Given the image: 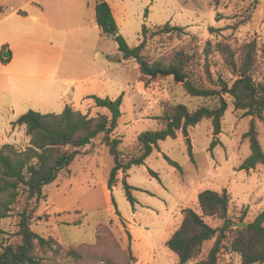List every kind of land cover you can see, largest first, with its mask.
<instances>
[{
	"label": "rangeland",
	"instance_id": "374dc122",
	"mask_svg": "<svg viewBox=\"0 0 264 264\" xmlns=\"http://www.w3.org/2000/svg\"><path fill=\"white\" fill-rule=\"evenodd\" d=\"M46 1L37 0L40 6H44ZM90 1L89 9L84 7L83 11L76 1L65 3L67 7L64 6V11L69 12L61 17L66 24L59 37L62 35L66 39V45L60 76L68 77L72 81V88L76 86L75 81L87 80L84 87L93 85L100 93L106 90L108 95L105 98L110 99L114 96L119 98L121 93L116 95L119 82L124 85L128 95L123 100L122 117L115 134L123 139L124 145H132L144 132L160 128L158 118L164 102L172 106L184 105L190 111L201 107H218L217 99L190 97L183 84L172 75L141 81L138 64L131 60L127 64L119 62L113 38L105 37L101 32L99 34L93 12L94 0ZM25 3L28 1L0 0V6L5 10L2 17L14 8L27 14L37 8ZM109 4L120 34L130 47L144 41L141 33L143 26H147L145 55L151 60L168 58L184 47L202 53L208 41L237 47L255 41L260 49L255 79L264 80V0H109ZM167 23L184 28L185 34L155 36L158 27ZM36 25L24 17L2 20L0 36L9 33L7 48L11 54L20 57L26 50L30 57L47 62L58 54L53 39L55 32L42 27L39 35L27 41L24 40L25 36L20 39L21 36L16 33L20 28L24 35L29 36L38 29ZM0 52L3 58L5 51L1 47ZM214 59L218 70L228 77L220 57L215 55ZM3 67L6 66H2L0 72L11 73ZM44 74L47 76L48 73ZM40 91L44 95H38ZM132 91L137 96L134 112L128 98ZM48 95L47 90L38 85L26 91L20 100L14 98L10 101L7 87L0 85V146L5 142L16 116L30 110L40 114L60 112V109L52 111L58 94ZM225 99L228 109L222 121V133L217 136L219 144L213 151L210 150L214 140L212 124L205 120L189 129V138L179 133L176 139L160 142L159 149L147 159L145 166L134 167L127 174L120 172L119 183L112 192L107 187V178L114 162L104 145L103 136L80 149V156L69 169L61 172L56 182L43 189L44 198L36 206L31 229L44 237L51 234L60 247L57 253L47 249L39 250L38 255L47 264H101L105 261L126 264L130 234L136 264H178L177 256L167 248L166 242L181 225L184 209L192 208L200 213L198 196L207 190L219 193L227 190L231 199L230 215L240 217L246 214L244 223H252L264 212V166L249 172L239 171L240 165L251 154L249 141L244 135L250 129L252 117L247 116L245 111H236L231 97L225 96ZM71 107L89 117L107 114L105 109L95 107L94 101L84 100ZM255 126L264 151V123L255 119ZM187 139L192 146L194 161L188 152ZM165 157L179 164L183 173L171 167ZM148 169L158 173L161 182L149 176ZM122 180L139 189L133 192V196L140 204L159 207L157 217L149 215V211L140 209L138 205L136 207L141 217H134ZM23 199L14 207L11 216L2 220L0 244L20 242L17 233ZM205 221L213 228L223 225L219 220L207 218ZM97 231L100 232L99 239L95 241ZM213 244L214 240L205 243L202 255L189 264L205 260ZM72 248L83 255L79 262L65 256L66 250ZM219 264H241V258L223 252Z\"/></svg>",
	"mask_w": 264,
	"mask_h": 264
},
{
	"label": "trees",
	"instance_id": "16d2710c",
	"mask_svg": "<svg viewBox=\"0 0 264 264\" xmlns=\"http://www.w3.org/2000/svg\"><path fill=\"white\" fill-rule=\"evenodd\" d=\"M96 23L102 35L113 38L120 57L124 61H134L139 66L140 80L168 76L176 72L185 79L183 89L192 98H212L218 100V107H201L190 111L184 105L172 106L162 103L161 115L158 118L160 128L141 134L132 145H124L123 139L115 136L122 117L121 106L124 100L122 94L116 100L91 97L98 108H103L107 114L89 117L71 106H66L61 114H40L29 111L22 115L14 126H26L30 137L29 147L19 151L12 145L0 148V225L2 220L11 216L14 207L23 199L19 212L20 238L18 244H0V264H47L38 255L39 250L47 249L59 252L56 239L48 234L44 237L31 229L35 218L36 206L44 198L43 189L57 181L61 172L69 169L70 165L80 155L79 150L91 145L97 138L103 136L104 145L113 158V168L107 178V187L113 191L119 183V173L127 174L132 168L145 166L147 159L160 142L176 139L181 133L189 138V129L194 128L205 120L211 121L214 140L210 150L219 144L217 136L222 133V121L228 109L225 96L233 99L236 111H245L252 117L249 131L244 138L249 141L251 154L239 167V171L249 172L258 166H264V151L259 141L255 119L264 123V80L255 79L259 68L260 49L255 41L241 46H232L219 42L208 41L202 53L191 51L186 47L174 52L168 58L151 60L145 55V43L148 28L143 26L144 41L136 47H130L126 39L119 33L111 6L106 0H96ZM4 8L0 6V13ZM21 15L25 13L20 12ZM148 14V10L146 11ZM184 28L167 23L158 27L154 33L160 35H183ZM6 46L2 51L6 50ZM218 55L228 71L225 77L218 70L214 57ZM264 55V53H263ZM261 58V57H260ZM9 60L2 59L3 63ZM212 69H216L213 72ZM188 140V152L194 161L192 146ZM168 164L181 174L182 167L165 157ZM149 176L161 182L160 175L148 169ZM128 202L133 207L138 200L133 196L139 189L122 180ZM230 195L227 190L221 193L207 190L198 196V213L192 208L184 209L183 220L178 229L166 242L167 248L178 258V264H189L203 253L205 243L214 244L207 258L197 264H219L223 252L239 255L241 264H264V212L259 214L252 223L244 228L222 227L213 228L205 219L219 220L223 225L227 221L244 223L246 214L240 217L230 215ZM117 214L120 213L117 211ZM238 218V220H237ZM76 224V223H75ZM222 225V226H223ZM99 231L95 241L99 239ZM0 234L3 230L0 227ZM126 250V264H136L137 259L131 248V235ZM57 247V248H55ZM65 256L79 262L83 255L76 249L66 250ZM101 264H116L105 261Z\"/></svg>",
	"mask_w": 264,
	"mask_h": 264
},
{
	"label": "crops",
	"instance_id": "0c3cea01",
	"mask_svg": "<svg viewBox=\"0 0 264 264\" xmlns=\"http://www.w3.org/2000/svg\"><path fill=\"white\" fill-rule=\"evenodd\" d=\"M28 3H25V5H35L37 6L36 9L32 10L31 14H27L26 12L14 8L11 10V12L7 15L2 17L4 12L0 13V21L6 20L9 18H16V17H24L26 19H29L30 21L36 23V27L38 29L34 30V33H30L28 35H24V31L20 28L16 30V33L23 38L24 40L35 38L34 35H39L41 28L47 27L48 30L52 32H55V35L53 39L56 41V48L58 50V54L51 60L47 62H42L37 59H34L33 57H30L25 50L23 53V56L17 57L15 54H11L8 51V48L5 50L6 52L10 53V57L7 59L9 60L7 63L2 62V57H0V66H6L3 67L4 70H10L11 73L5 74L3 72H0V85L7 87L8 91V97L10 101H13L14 98H18L20 100L24 94H26V91H30L31 89H35L38 85H40L42 88L47 90V93L49 94L48 97L53 96V93L56 92L58 94L57 102L55 103V106L53 107L56 111L57 109H60L58 113L51 112L50 114H61L66 106H72L76 103H80L84 100H87L89 102L94 101L91 97H98L101 99H106L105 97L108 95V92L105 90L103 92H98L96 87L93 85H87V87H84L87 83V80H81V81H75V87H71L70 83L72 82L68 77H61L60 75L63 73V49L66 45V39L59 37V33L64 32L63 27H65L66 23H63V20L61 19L62 15L69 12L64 11V6L66 4H69L70 2L76 1L81 5V9L83 11L84 7H87L89 9L90 6V0H47L44 3V6H40L37 0H27ZM65 1V2H64ZM109 3V0H106ZM66 3V4H65ZM93 3V12L94 17L96 16V0H94ZM110 5V4H109ZM112 9V8H111ZM20 12L25 13V15H21ZM113 12V9H112ZM71 13V12H70ZM73 13V12H72ZM2 14V15H1ZM114 18L115 14L113 12ZM116 21V18H115ZM95 24L96 23V17H95ZM116 24L119 25L116 21ZM98 26V25H97ZM67 31V30H65ZM99 34L101 32L100 28L98 29ZM120 33V31H119ZM102 34V32H101ZM8 35L9 33H3L0 36V47L3 49L4 46L8 47ZM6 39H5V38ZM39 38V37H38ZM4 52V51H3ZM1 53V52H0ZM119 53V52H118ZM118 56V61L123 62L127 64L129 61H124L121 59L120 54ZM0 67V68H1ZM99 67H103L100 65ZM48 73L47 76L44 73ZM99 75V74H98ZM15 80H20L19 82ZM119 87L117 90V94L124 95V98L128 95V92L124 91V85L119 82ZM14 86L16 88H14ZM83 88V89H82ZM83 92V94H81ZM38 95H44L41 91L37 92ZM136 94L132 91V93L129 95V101L132 111L134 112L135 107V98ZM110 99V97H108ZM50 99V98H49ZM54 100V98L52 97ZM110 100H116V96H114ZM62 103V105L60 104ZM61 107V108H60ZM96 107V106H95ZM32 111V110H30ZM29 112V111H28ZM107 112V111H106ZM38 113V112H37ZM47 112H43V115H46ZM49 114V113H48ZM22 116V115H21ZM21 116H16V119L13 121L15 123ZM123 133V132H121ZM5 142L1 146L4 145H12L19 151H25L29 147V138L26 133V126H13L6 134ZM0 146V147H1ZM80 156V155H79ZM134 187V186H133ZM136 188V187H135ZM138 207L140 209H145L146 211H149V215H153L154 217H157V212L160 211L159 207L152 206L149 204H140L138 201ZM162 210H164V205H162ZM156 210V211H155ZM141 212L138 211L137 207L134 208V217L140 218ZM121 216V214H120ZM148 216V215H147Z\"/></svg>",
	"mask_w": 264,
	"mask_h": 264
},
{
	"label": "water",
	"instance_id": "95a60500",
	"mask_svg": "<svg viewBox=\"0 0 264 264\" xmlns=\"http://www.w3.org/2000/svg\"><path fill=\"white\" fill-rule=\"evenodd\" d=\"M117 35H118V33L114 32L112 37L116 38ZM9 57H10V53L5 51L3 54V58L8 59ZM168 75H172L177 82H181L182 84L185 82V79L183 77H180L176 72H169ZM231 226H233L234 228L237 229V228H244L247 226V224H245V223H234V221H227L224 223V225L222 226L220 231L223 232L226 227H231Z\"/></svg>",
	"mask_w": 264,
	"mask_h": 264
}]
</instances>
